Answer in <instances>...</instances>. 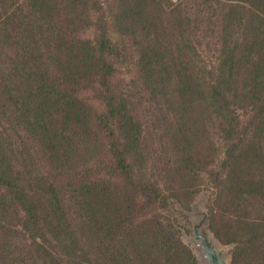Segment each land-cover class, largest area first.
Instances as JSON below:
<instances>
[{
  "label": "trees",
  "instance_id": "obj_1",
  "mask_svg": "<svg viewBox=\"0 0 264 264\" xmlns=\"http://www.w3.org/2000/svg\"><path fill=\"white\" fill-rule=\"evenodd\" d=\"M126 39L149 121L113 83ZM205 182L230 264H264V0H0V264H197L149 209Z\"/></svg>",
  "mask_w": 264,
  "mask_h": 264
},
{
  "label": "rangeland",
  "instance_id": "obj_2",
  "mask_svg": "<svg viewBox=\"0 0 264 264\" xmlns=\"http://www.w3.org/2000/svg\"><path fill=\"white\" fill-rule=\"evenodd\" d=\"M160 21L162 22L163 26H166L168 30H166L171 36L169 37V40L172 41L173 48L177 51H179V48L181 46L180 43V30L181 27H176V21L173 19V17L168 16H161ZM178 31H176V29ZM205 28V26H204ZM91 32L87 33V36L90 37ZM210 34V33H208ZM178 39V42L174 45V40ZM127 41H124V56L119 60V62H116L117 66V74L114 77V84L120 89V91L125 95H130L132 98V101L135 103V107L138 108V112L141 116V118L145 121H149L150 119V112L153 110V103L154 100L152 98V101L150 99L151 95L148 94L146 90H144L142 83L140 81V74L138 72V60H139V49L136 48L132 41L129 39H126ZM202 40V38H201ZM203 49L207 50L206 46L207 43L212 44V42H216V40L213 39V36L207 35L206 39H203ZM215 46L213 48H218V45L214 44ZM181 50L179 51V55L182 54V49L184 48V45L181 46ZM3 53V52H2ZM213 52H207L206 56L208 59H211V54ZM98 90L96 88L87 90L82 93V97L85 98L89 103H91L98 111L102 110V103L100 102V99L98 98ZM17 130V135H18ZM148 133H151L149 135L150 140L149 143H155V147H158L157 144H162L163 141H160V136L155 134L153 131V128L150 127L148 129ZM24 139V138H23ZM16 139L14 138L13 141ZM25 141V140H24ZM14 143H19V141H15ZM23 151V158L28 157V153L31 151L33 153H36L32 156V159H36L38 163L44 162V150L43 147L40 144H37V142H30L28 145H24L22 148ZM22 151H19L17 153H20ZM81 157V154H80ZM167 159L163 162L166 163ZM99 163V162H98ZM43 164V163H42ZM157 176H152L151 178H156ZM150 178V179H151ZM160 186L168 188L167 184V177L166 175L163 176V179L160 181ZM209 182H205V185L199 188V191L193 195L188 197L186 194L182 193L180 196V201H177L175 197H172L171 193L168 191H163L164 200H166V203L168 204H176L173 207V210L169 211H160V210H154L153 208L149 209L150 214H161L162 216L168 217L171 220L177 219L178 223L177 230L181 234V238L184 241V243L191 248L193 251V254L197 260V264H211L205 257H204V250L199 247L197 244L199 241H196L194 238V227L195 225L199 224V222L203 219L204 215L207 213V204L208 200H211L213 189L210 186ZM183 202L187 203V205L183 206ZM172 209V208H171ZM175 209V210H174ZM200 233L204 234L208 238H210L214 245L216 246L217 250L222 251L223 257L226 260L227 264H230L231 260V249L232 246L229 244H225L221 242L213 231L211 230V223L209 224L208 220L206 223L200 228Z\"/></svg>",
  "mask_w": 264,
  "mask_h": 264
},
{
  "label": "water",
  "instance_id": "obj_3",
  "mask_svg": "<svg viewBox=\"0 0 264 264\" xmlns=\"http://www.w3.org/2000/svg\"><path fill=\"white\" fill-rule=\"evenodd\" d=\"M207 215L205 214L203 219L199 222V224L194 227V238L198 242V246L204 250V257L211 264H227L226 260L223 257L222 251L217 250L213 241L200 233V228L206 223Z\"/></svg>",
  "mask_w": 264,
  "mask_h": 264
}]
</instances>
